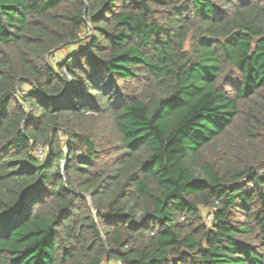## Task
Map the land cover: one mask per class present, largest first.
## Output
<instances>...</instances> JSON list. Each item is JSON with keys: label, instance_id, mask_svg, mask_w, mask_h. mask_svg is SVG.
I'll return each mask as SVG.
<instances>
[{"label": "trees", "instance_id": "1", "mask_svg": "<svg viewBox=\"0 0 264 264\" xmlns=\"http://www.w3.org/2000/svg\"><path fill=\"white\" fill-rule=\"evenodd\" d=\"M105 260L264 264V0H0V264Z\"/></svg>", "mask_w": 264, "mask_h": 264}, {"label": "rangeland", "instance_id": "2", "mask_svg": "<svg viewBox=\"0 0 264 264\" xmlns=\"http://www.w3.org/2000/svg\"><path fill=\"white\" fill-rule=\"evenodd\" d=\"M78 46H79V45H77V46L72 45V46H69V47H66V48H62V49H60V51H58V52L56 53V55L52 57V60H53L52 62L60 61V60L63 59L64 57H67V55H69L70 53H74L75 51L78 50V49H77ZM209 219H210V218H209ZM110 263H111V264H114L115 262L112 260Z\"/></svg>", "mask_w": 264, "mask_h": 264}, {"label": "built area", "instance_id": "3", "mask_svg": "<svg viewBox=\"0 0 264 264\" xmlns=\"http://www.w3.org/2000/svg\"><path fill=\"white\" fill-rule=\"evenodd\" d=\"M35 153L37 154L38 157L43 158L45 156L46 150L43 147L38 148ZM111 261L105 260L102 264H111ZM114 264H124L120 260L114 261Z\"/></svg>", "mask_w": 264, "mask_h": 264}, {"label": "water", "instance_id": "4", "mask_svg": "<svg viewBox=\"0 0 264 264\" xmlns=\"http://www.w3.org/2000/svg\"><path fill=\"white\" fill-rule=\"evenodd\" d=\"M60 48H61V47H60ZM68 153H69V152L67 151V155H68Z\"/></svg>", "mask_w": 264, "mask_h": 264}]
</instances>
